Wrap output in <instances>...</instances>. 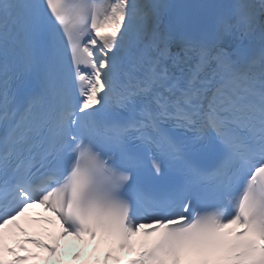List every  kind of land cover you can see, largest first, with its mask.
<instances>
[{"label":"snow or ice","instance_id":"snow-or-ice-1","mask_svg":"<svg viewBox=\"0 0 264 264\" xmlns=\"http://www.w3.org/2000/svg\"><path fill=\"white\" fill-rule=\"evenodd\" d=\"M211 7L0 0V264L22 219L152 237L127 264H264V0Z\"/></svg>","mask_w":264,"mask_h":264},{"label":"bare ground","instance_id":"bare-ground-1","mask_svg":"<svg viewBox=\"0 0 264 264\" xmlns=\"http://www.w3.org/2000/svg\"><path fill=\"white\" fill-rule=\"evenodd\" d=\"M163 2L169 5L168 0H163ZM68 239V242H63L67 243V246H65L67 249L65 253H67L68 255L79 254L80 252L86 250L93 243V240H89V244L87 243V236L84 237L83 241H78L71 236H69ZM128 251L129 249H124L121 251V253H127Z\"/></svg>","mask_w":264,"mask_h":264}]
</instances>
